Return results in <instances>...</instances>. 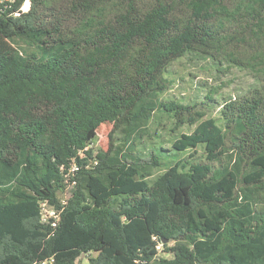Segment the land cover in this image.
<instances>
[{
  "label": "trees",
  "instance_id": "16d2710c",
  "mask_svg": "<svg viewBox=\"0 0 264 264\" xmlns=\"http://www.w3.org/2000/svg\"><path fill=\"white\" fill-rule=\"evenodd\" d=\"M30 2L17 17L0 5V264H264V69L223 125L164 98L179 59L242 67L233 43H264V0H72L78 27L58 38L39 23L47 0ZM157 112L196 128L136 158ZM107 123L128 154L89 148ZM198 147L205 161L179 158ZM74 162L76 189L43 225Z\"/></svg>",
  "mask_w": 264,
  "mask_h": 264
},
{
  "label": "rangeland",
  "instance_id": "374dc122",
  "mask_svg": "<svg viewBox=\"0 0 264 264\" xmlns=\"http://www.w3.org/2000/svg\"><path fill=\"white\" fill-rule=\"evenodd\" d=\"M71 1L47 0L48 6L41 10L39 16L40 26L54 31L56 38L60 35L72 36L73 31L78 27V20L81 15L73 9ZM158 1L138 0L136 6L139 11L146 12ZM230 1L233 2V0ZM25 7L27 9L28 7L31 8V2L30 6L29 2H26ZM181 11L182 9H179V12ZM57 31H59L58 34ZM233 45L235 47L231 52L234 53L235 58L243 63L242 67L225 64L221 73L217 74L209 70V65L205 61H195L189 58L179 59L173 64L170 72L172 83L169 89L166 90L164 98L183 101V104H193L195 107L191 110L192 113L201 112L204 114L201 121L212 119L216 120L218 125H223L221 118L223 105L249 93L250 89L255 87L256 79L260 77L259 71L264 69V43L238 41ZM207 98H212L215 101L209 102ZM195 128L196 125L189 126L188 124L179 127L172 118L157 112L148 126L147 135L140 143H137L132 155L136 158L147 159L153 150L170 149L176 139H179L182 134L192 133ZM130 142L126 141L122 131L114 130V124L107 123L100 126L97 137L89 148L94 155H97L101 152H107L113 144V150H115V153L119 152L120 157L123 154H128ZM178 156L179 158L188 159L191 163L205 161L204 150L201 147L191 149ZM172 165H174L172 161L165 162L164 165L153 172L150 179L162 175ZM176 245L177 243L173 242L169 244V247ZM158 251L163 258H173V254H166L165 251H162L161 245L158 247ZM96 256L95 253L81 256L76 264H89V259Z\"/></svg>",
  "mask_w": 264,
  "mask_h": 264
},
{
  "label": "built area",
  "instance_id": "2783aa9c",
  "mask_svg": "<svg viewBox=\"0 0 264 264\" xmlns=\"http://www.w3.org/2000/svg\"><path fill=\"white\" fill-rule=\"evenodd\" d=\"M26 2H29L30 6V0H26L25 3L19 8L15 9L14 11V5L17 3V0H0V5L4 6V9H8L13 11L14 16H20L22 13H26L29 11L30 7L27 9L25 7ZM93 163L96 165L98 162L96 159L93 160ZM79 166L76 162H74L70 168L67 170L65 174V181L63 183V188L58 193L59 198V206L61 209H57L55 205L51 204L48 200H42L40 201V215H41V223L43 225H50L52 227H56L57 222L60 220L61 212L68 204L69 199L71 198L73 192L76 189L77 186V173L79 171ZM65 169L62 168V171ZM52 261H43L38 262L35 264H51Z\"/></svg>",
  "mask_w": 264,
  "mask_h": 264
},
{
  "label": "water",
  "instance_id": "95a60500",
  "mask_svg": "<svg viewBox=\"0 0 264 264\" xmlns=\"http://www.w3.org/2000/svg\"><path fill=\"white\" fill-rule=\"evenodd\" d=\"M164 243H166V241H164ZM83 256H85V254H83Z\"/></svg>",
  "mask_w": 264,
  "mask_h": 264
},
{
  "label": "bare ground",
  "instance_id": "6f19581e",
  "mask_svg": "<svg viewBox=\"0 0 264 264\" xmlns=\"http://www.w3.org/2000/svg\"><path fill=\"white\" fill-rule=\"evenodd\" d=\"M29 8V7H28Z\"/></svg>",
  "mask_w": 264,
  "mask_h": 264
}]
</instances>
